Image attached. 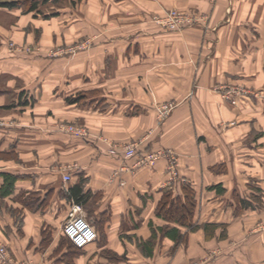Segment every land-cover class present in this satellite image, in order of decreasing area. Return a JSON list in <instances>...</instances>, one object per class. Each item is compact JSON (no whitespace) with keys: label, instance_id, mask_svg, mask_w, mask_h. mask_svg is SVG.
<instances>
[{"label":"crops","instance_id":"0c3cea01","mask_svg":"<svg viewBox=\"0 0 264 264\" xmlns=\"http://www.w3.org/2000/svg\"><path fill=\"white\" fill-rule=\"evenodd\" d=\"M172 6L202 20L181 32L148 21ZM0 8L14 18L0 25V111L9 118H0V187L3 173L15 177L0 194L8 258L0 264H264V231L242 232L264 218V0H64L47 14ZM6 35L41 50L22 57ZM85 36L91 46L72 57L45 54ZM227 87L243 90L235 102L223 96ZM165 101L173 108L159 122ZM64 119L90 133L66 132ZM106 139L135 140L138 154L170 149L177 175L165 158L115 173L121 160ZM79 181L97 232L83 248L62 233ZM183 185L196 201L192 221L161 217L164 191L184 202Z\"/></svg>","mask_w":264,"mask_h":264},{"label":"built area","instance_id":"2783aa9c","mask_svg":"<svg viewBox=\"0 0 264 264\" xmlns=\"http://www.w3.org/2000/svg\"><path fill=\"white\" fill-rule=\"evenodd\" d=\"M194 19L191 16H187L183 12L176 10H169L166 14L165 21L167 25L171 27L180 28L181 26L191 25ZM169 21V24H168ZM243 90L239 87H227L224 90L223 96L230 102H235V97L242 93ZM173 105L164 104L159 109V116L162 118L168 115L172 110ZM159 118V121L161 120ZM63 130L70 134L83 136L86 135L85 131L76 127L61 126ZM107 142V150L111 155L119 156L122 160L121 164L115 170V173L121 171L132 172L136 168L145 164L153 163L159 158H165L167 160V170L170 172L171 177L177 175L178 158L176 154L170 149H157L150 150L142 154H138L137 147L138 143H126L116 144L113 142ZM131 161V163H129ZM63 180L69 181L70 174L66 171L63 173ZM63 235L77 248H83L88 244L92 243L97 238V232L92 224L91 220L87 217L84 208L81 203L71 202L67 216L62 224ZM8 260L5 246L0 245V262L6 263Z\"/></svg>","mask_w":264,"mask_h":264},{"label":"rangeland","instance_id":"374dc122","mask_svg":"<svg viewBox=\"0 0 264 264\" xmlns=\"http://www.w3.org/2000/svg\"><path fill=\"white\" fill-rule=\"evenodd\" d=\"M63 1L64 0H49L48 2L40 3L39 6H38V9H40L39 12H41L42 14H44L46 12H50V11L54 10L55 7L59 6L60 4H63ZM29 3H30L29 0H21L18 7H23L25 9L28 6ZM172 9L176 10V11H179V12H183L187 16H191L194 19L192 21V24L188 25V26L187 25H185V26L183 25L180 28H175L173 26L171 27V25H167V22L165 21V17H166L167 12L169 10H172ZM13 19H14L13 18V14H10L6 9H1L0 8V25L5 26V27L8 28L11 24L14 23ZM201 20H202L201 16L196 14V13L186 12V11H184L182 9H179V8H177L175 6H172V7H164V8H162L160 13L155 14L154 16H151L150 20H148V21L151 22L152 24H158L159 26H161L163 29H165L167 31L181 32L184 29H186V28H188L190 26H193L196 23H199ZM148 21L146 20V23H149ZM168 24H169V21H168ZM5 38L7 39V42H6L7 48L11 47L14 51L19 53L18 55H20L22 57H28L29 54H31L33 51H40L41 50V47L36 42H35V44H33V43L29 44L27 42H23V43H19L18 42L17 43L10 36L7 37V35H6ZM71 40L72 39L70 38V39L65 40V43H59L58 45L50 47L51 49L49 48L48 49L49 50L48 53H45V54H47L48 56H50L52 58H55L56 57L55 55H57V56L59 55V56L68 58V57H72L77 52L87 50L92 44V36H85V37H83L81 39H78L76 41H74V40L71 41ZM2 50H3V52H2ZM46 50H47V48H46ZM6 51H7V49H4V48L0 49V53H2V54L4 52H6ZM173 103L174 102H172V101L161 102L160 107L163 106L164 104L173 105ZM4 113L5 112L0 111L1 120L2 119H9L8 117H6V115L3 116ZM167 116L168 115H165L162 118H160V116L158 115V119L160 118L161 119L160 121H162ZM60 125L61 126L62 125L63 126H67V127H70V126L73 127L74 126L76 128L83 129L86 134L90 133L88 125L85 122H83L81 120H78V119H73V120L64 119L63 121H61ZM107 141L113 142V143H116V144H126V143L136 142L135 140L134 141H130V142H118V141H112V140H107ZM107 153L109 155H111L108 152V150H107ZM111 156H114V155H111ZM114 157H117L118 159L121 160V158L119 156H114ZM121 162H122V160H121ZM121 162H120V164H121ZM128 172H130V171H128ZM160 215H161V217L166 218L164 216L165 214L163 212H161ZM173 217L176 218V216H174V215H173ZM171 219H174V218L171 217ZM250 229H252V230H250ZM250 229H245V230L242 231V232H246V234H243V237L245 236V238H247V236H248L250 231H252V232H254L256 234H259V232L264 231V218H258V220L256 222L251 224ZM252 235H253V233H252ZM243 237H241V238H243ZM236 241L237 240H235V242ZM213 251L216 252V249H211L210 248L207 251V253H206L207 257L204 256L203 259L209 258V256L212 254L211 252H213Z\"/></svg>","mask_w":264,"mask_h":264},{"label":"trees","instance_id":"16d2710c","mask_svg":"<svg viewBox=\"0 0 264 264\" xmlns=\"http://www.w3.org/2000/svg\"><path fill=\"white\" fill-rule=\"evenodd\" d=\"M20 1L21 0H0V7L11 8V7L19 6ZM47 1L48 0H29L30 3L25 9L27 11L37 10L40 3H45ZM2 175L4 178V182L0 187V194L5 195L11 192L15 177L9 174H6V173H3ZM81 181H79L80 183L72 186L70 193H71V196H73V198L78 203L80 202L83 205L87 194L82 192V182ZM182 191L185 195L184 202H182L178 196H175V197L172 196L170 190H165L162 195L161 202H160L159 214L163 212L166 218H171V217L173 218V215H174L176 216L177 220H180V221L182 220V222H185V223L188 222V220L192 221V215H193V211L196 205L195 204L196 201L193 197V191L191 190L190 187L186 185L182 186ZM188 225L191 229H194L196 227V225H193L191 222H189ZM159 229L163 235L172 237L176 240H179L182 237V234L180 233L179 229L176 227H171V228L160 227ZM71 245L75 247L73 244ZM143 247L146 248V251L148 253H151V250L153 248V242L150 240L147 243H145Z\"/></svg>","mask_w":264,"mask_h":264}]
</instances>
